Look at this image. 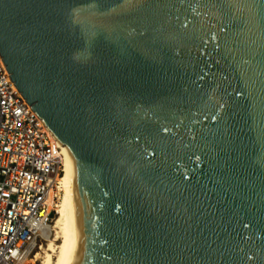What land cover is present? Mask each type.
<instances>
[{
  "label": "water",
  "instance_id": "1",
  "mask_svg": "<svg viewBox=\"0 0 264 264\" xmlns=\"http://www.w3.org/2000/svg\"><path fill=\"white\" fill-rule=\"evenodd\" d=\"M0 58L62 145L70 264H264V0H0Z\"/></svg>",
  "mask_w": 264,
  "mask_h": 264
},
{
  "label": "built area",
  "instance_id": "2",
  "mask_svg": "<svg viewBox=\"0 0 264 264\" xmlns=\"http://www.w3.org/2000/svg\"><path fill=\"white\" fill-rule=\"evenodd\" d=\"M61 146L0 58V264H23L45 241L59 198Z\"/></svg>",
  "mask_w": 264,
  "mask_h": 264
},
{
  "label": "bare ground",
  "instance_id": "3",
  "mask_svg": "<svg viewBox=\"0 0 264 264\" xmlns=\"http://www.w3.org/2000/svg\"><path fill=\"white\" fill-rule=\"evenodd\" d=\"M75 236L76 216L69 170L64 156L62 173L59 178V198L55 216L50 231L46 234L45 241L47 242L43 246L44 254L40 264H70ZM55 240H57L56 244L53 243Z\"/></svg>",
  "mask_w": 264,
  "mask_h": 264
},
{
  "label": "rangeland",
  "instance_id": "4",
  "mask_svg": "<svg viewBox=\"0 0 264 264\" xmlns=\"http://www.w3.org/2000/svg\"><path fill=\"white\" fill-rule=\"evenodd\" d=\"M47 241L42 242V245L40 248H35V251L32 253L33 255H30V257L27 259V261L24 264H40L43 256V246H45ZM54 244L57 243V240L53 241ZM41 258V259H40Z\"/></svg>",
  "mask_w": 264,
  "mask_h": 264
}]
</instances>
